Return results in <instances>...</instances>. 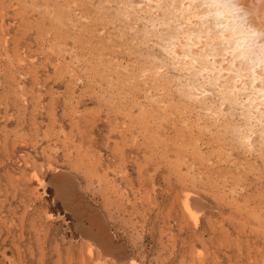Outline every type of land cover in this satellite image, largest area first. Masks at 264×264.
<instances>
[{"label":"rangeland","instance_id":"rangeland-1","mask_svg":"<svg viewBox=\"0 0 264 264\" xmlns=\"http://www.w3.org/2000/svg\"><path fill=\"white\" fill-rule=\"evenodd\" d=\"M156 9L0 0V264H264V141Z\"/></svg>","mask_w":264,"mask_h":264},{"label":"bare ground","instance_id":"bare-ground-1","mask_svg":"<svg viewBox=\"0 0 264 264\" xmlns=\"http://www.w3.org/2000/svg\"><path fill=\"white\" fill-rule=\"evenodd\" d=\"M150 1L161 10L159 25L175 55L187 59L186 70L202 74L211 97L226 106L212 125L264 141V0Z\"/></svg>","mask_w":264,"mask_h":264}]
</instances>
